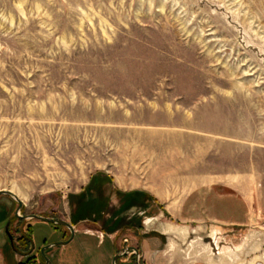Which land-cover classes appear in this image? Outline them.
<instances>
[{
	"label": "rangeland",
	"instance_id": "rangeland-1",
	"mask_svg": "<svg viewBox=\"0 0 264 264\" xmlns=\"http://www.w3.org/2000/svg\"><path fill=\"white\" fill-rule=\"evenodd\" d=\"M155 150L157 179L217 175L242 223L227 201L189 221L115 186ZM0 190L66 222L101 195L86 225L109 232L157 210L169 264H264V0H0Z\"/></svg>",
	"mask_w": 264,
	"mask_h": 264
},
{
	"label": "crops",
	"instance_id": "crops-1",
	"mask_svg": "<svg viewBox=\"0 0 264 264\" xmlns=\"http://www.w3.org/2000/svg\"><path fill=\"white\" fill-rule=\"evenodd\" d=\"M142 169L138 175L129 173L124 178L114 177L115 186L122 191L149 194L156 203L157 201L161 203L163 209L160 210L167 216L186 218L189 221L217 219L222 215L223 209H226V201L232 204L228 206V208L231 206V209L229 208L231 211L226 214L231 220L230 224L240 225L243 216L247 215L246 201L237 193L226 194L227 190L224 188L226 184L217 175L201 174L180 181L161 177L157 179L156 150L152 161L143 165ZM157 181L163 186L172 187L157 189ZM185 184L186 189L182 187ZM4 197L0 196V264H24L29 257H34L36 264H46L39 252H36L40 244L49 245V248L44 250L47 264H135L136 256L140 264H169V261L163 258L165 251L162 249L161 238L157 237V210L153 213V218L147 216L150 221H143L140 227L126 233L109 232L86 225L87 220L72 225L69 219L67 222L74 230L72 239L68 244L54 245L68 241L70 231L67 228L52 223L46 224L36 219L17 218L16 208L12 211V204ZM14 218L18 219L16 229L12 227ZM36 228L45 230V239L40 242H36L34 238ZM159 233L171 234L164 230ZM25 236L30 240L27 246L19 241ZM129 248L136 250V253L129 252ZM187 264L208 263L195 261Z\"/></svg>",
	"mask_w": 264,
	"mask_h": 264
},
{
	"label": "trees",
	"instance_id": "trees-1",
	"mask_svg": "<svg viewBox=\"0 0 264 264\" xmlns=\"http://www.w3.org/2000/svg\"><path fill=\"white\" fill-rule=\"evenodd\" d=\"M100 184H102V181L100 180H96V182L94 183L95 185V189L98 191L99 190V186ZM120 196L122 195L121 192L119 194ZM129 195L131 194H123V196H127L129 197ZM102 196L100 195L95 202H90V201H86L84 199V195L81 193H79L78 195L75 196V199L77 201L76 203V207L74 209V213L72 214V218L70 219V222L72 225H75L77 222L81 221H85V220H93L92 222H94V220L100 219L102 216V214H104V212L106 211L107 206V202L105 203V199L106 198H101ZM106 201H108L106 199ZM20 242L23 243L24 246L29 245L30 240L29 237L25 236V237H21L19 239ZM24 264H36L35 263V258L34 257H29L27 258V260L25 261Z\"/></svg>",
	"mask_w": 264,
	"mask_h": 264
},
{
	"label": "water",
	"instance_id": "water-1",
	"mask_svg": "<svg viewBox=\"0 0 264 264\" xmlns=\"http://www.w3.org/2000/svg\"><path fill=\"white\" fill-rule=\"evenodd\" d=\"M1 195L9 196L17 203V208H16V211H15V217L23 218V219H36V220H40L42 222L52 223L54 225L62 226V227L67 228L68 231H70V237L68 238V241L66 240V241H63V242H58V243H55L54 245L66 244V243L68 244V242L72 239L74 230H73V227H72V225L70 223H68V222H66L64 220L58 219V218L42 217V216L35 215V214L20 216L18 213H19V211L22 208V202L17 198V196H15L10 191H6V190H0V196ZM9 238L11 239L10 235H9ZM47 248H49V245H46L42 249H40V255L42 256V259L45 261L46 264H47V259H45L46 257H45V254H44V250L47 249ZM130 251H135V253H136V250H134L133 248H129V252ZM135 264H140L138 262V257L137 256H136V263Z\"/></svg>",
	"mask_w": 264,
	"mask_h": 264
}]
</instances>
